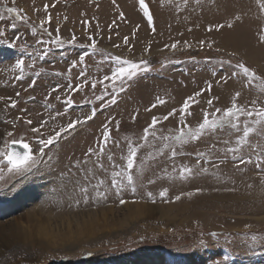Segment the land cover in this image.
I'll use <instances>...</instances> for the list:
<instances>
[{
  "label": "rangeland",
  "instance_id": "374dc122",
  "mask_svg": "<svg viewBox=\"0 0 264 264\" xmlns=\"http://www.w3.org/2000/svg\"><path fill=\"white\" fill-rule=\"evenodd\" d=\"M124 1L133 5L142 23L128 17L120 0H0V31L4 32L0 36V150L7 151L11 140L21 137L35 149L40 135L32 133V127L47 121L41 130L46 139L96 109L92 120L62 133L45 149L42 161L26 176H13L4 166L0 240L8 232L9 221L34 233L33 223L26 217L38 205L56 226L52 234L57 242L47 246L35 240L22 247L13 243L12 249L0 254V264H264V178L256 175L254 165L238 168L233 154L226 151L243 134V124L240 131L225 125L183 145L152 136L143 139V130L153 116L161 121L156 137L178 135L182 127L179 112L190 96L194 102L186 124L193 129L203 121L205 112L220 108L216 116H222L238 91V104L250 106L257 100V106H264V72L232 52L234 47L224 49L219 44L224 42L222 33L233 23L254 35L253 41L263 43L257 36L264 32V0H145L152 25L139 0ZM9 7L16 8L21 19L8 13ZM49 16L50 22L41 28ZM217 25L224 27L217 30ZM57 36L64 41L62 45L52 43ZM89 36L96 41L95 52ZM164 37L165 44L155 42ZM9 43L14 46L8 47ZM173 43L176 49L170 47ZM114 56L147 64L131 80L122 82L123 91L121 82L116 83L117 103L111 104V81H100L117 67L111 59ZM18 59L25 62L20 80L15 79L20 74L14 67ZM256 63L264 65V61ZM238 64L254 71L260 80L245 86L242 75L234 74L240 72ZM232 83L235 91L221 89ZM69 99L73 101L70 105ZM12 101L15 107H11ZM173 110L177 115L163 120ZM252 119L255 117L249 118V125L256 130L251 143L264 148V131ZM105 124L111 130L107 146L99 143ZM8 131H14V136L8 137ZM129 144L139 145L132 170L136 191L133 194L125 183L117 196L111 187L112 173L126 166ZM100 147H105L103 156L96 154ZM172 149L182 155L173 158ZM242 151L250 153L247 147ZM198 153H204L203 158ZM109 154L112 161L107 159ZM182 166L192 168L194 175L182 178ZM100 181L99 190L107 199L97 198L92 188ZM81 186L89 188L86 203ZM165 188L168 197L161 199L159 192ZM27 189L37 193V201L13 207L10 194ZM148 192L153 193L155 203L148 199ZM177 195L180 200L175 199ZM121 198L125 204H120ZM138 208L141 211L134 215ZM90 219L92 231L86 229ZM63 236L71 237L69 249L59 247Z\"/></svg>",
  "mask_w": 264,
  "mask_h": 264
},
{
  "label": "snow or ice",
  "instance_id": "6c2138e0",
  "mask_svg": "<svg viewBox=\"0 0 264 264\" xmlns=\"http://www.w3.org/2000/svg\"><path fill=\"white\" fill-rule=\"evenodd\" d=\"M187 2V0H185ZM139 4L141 9L143 10L144 16L147 17V22L149 25L153 24V17L152 14L149 11L148 5L145 3V0H139ZM47 5H45V10H47ZM261 9L264 10V4L261 5ZM8 13L10 14H16V19L19 20L21 17L19 16V13L16 8H7L6 9ZM122 15V14H121ZM26 18V17H25ZM3 19V16L0 15V20ZM239 19V17H237ZM51 17H48L47 21L41 22V28H43L44 23L50 22ZM12 27L15 28L16 25L12 24ZM224 27V25H217L216 28L219 30V28ZM228 27H232L231 24L228 25ZM45 32H47V29H43ZM209 31L212 30V26L209 27ZM153 31H155V28L153 27ZM33 34L36 33V29H32ZM59 32V29H57V33ZM4 32L0 31V36H3ZM48 35H51V33H48ZM261 41L264 42V32L261 33ZM16 39H19L17 37ZM89 40L92 41L90 47L92 48L93 52L96 51V41L93 40L91 36L88 37ZM76 40V37H72V43H74ZM40 43H43L41 41ZM52 43L56 44L57 46L62 45L64 43L63 40L57 36V38L52 41ZM125 43H127V37H125ZM203 44V41H201ZM14 45L12 43L8 44V47H13ZM118 47V45H117ZM172 49H176L177 44L173 43L170 46ZM147 50V49H146ZM84 57H80L79 60L81 63L84 62ZM112 60H114L115 65L117 67L114 71H112L111 75H105L103 77V80L100 81V83H104V81H111L112 88H113V94L110 97V103L116 104L117 98L115 95V86L118 81L121 82L120 88L121 91H123V81L124 80H131L133 77H135L138 72L141 70L142 65H146V61H140L139 63L133 62L128 59H122L119 56L111 57ZM14 67L16 69H19V75L15 76V79L20 80L22 78V74L25 67V62L23 60H17ZM75 67V65H73ZM240 72L234 73L236 75H242V77L245 79L246 84L250 85L253 83V81L260 80V78L256 75V73L252 70H250L248 67H246L244 64H238L236 66ZM33 85L35 84V81L32 82ZM262 87H264V81H261ZM92 87L95 88V83L92 84ZM107 87V86H106ZM211 88V85H209V89ZM57 89H53V91H56ZM19 96V93L16 94ZM197 96L201 95V93H196ZM241 93L238 91L235 93V97L232 100L231 107L226 108L223 110L222 116L217 118L216 114L221 113L220 108H216L213 113H204L203 121L199 123L198 127L191 128L188 127L186 124V117L192 115V113L189 111L191 102H194V97H188L184 102L179 112V125H181V129L179 131L178 135L175 136H163L156 137V129L157 125L161 122L159 117L153 116L151 123L143 130V139L147 141L149 136H152L153 139H163V140H171L175 143L183 145L186 143L189 139L196 140L200 138L201 136H204L205 134L215 132L220 129H224L225 125L229 126L231 129H235L237 131L241 130V123L243 124L242 132L243 134L241 136H238L235 140V146L228 147L226 149L227 152L233 154L234 162L236 166L239 168L241 165H254L256 175L261 176L264 178V148H258L256 144L251 143L250 137L251 134L255 132V128L249 125V118L255 117V119H252V124L259 126L261 131H264V106H257V100H252L250 106H246L243 104H238L237 98H239ZM98 99H103V97H98ZM67 103L70 105L73 103L71 99L67 101ZM160 103H164V101H160ZM208 104L211 106L213 104L212 99L208 100ZM15 101H12L11 107H15ZM156 105H153L155 107ZM58 115L60 113H57ZM177 115L176 110H173L172 112L168 113L163 117V120L167 121L170 116L174 117ZM211 115V119H210ZM96 116V109L93 108L90 110V114H88L84 120H80L77 118L75 121L69 122L65 127H61L59 131H56L54 135L48 136V138H44L42 135L41 130L44 128V126L47 124V121H43L38 127H32L31 132L35 134H39L40 138L36 141V144L38 145L37 148H33L29 142H26V137H21L20 139H12L10 144L7 146V151L0 150V181L4 180L5 177L3 175V168L4 166L7 167V172L13 176H19L24 177L28 173H30L35 166H37L41 161L42 158L46 155L45 149L49 148L51 145L54 144V142L61 136L62 133H66L70 130H73L77 124L84 123L87 120H92ZM241 117L244 118L243 121H241ZM27 124L31 125L32 121L27 120ZM184 127H187V131H184ZM104 131L102 132V141L99 143H102L104 146H107L108 141L111 140V130L108 128L107 124L103 125ZM8 137L14 136V131H8L6 133ZM2 139V137H0ZM115 143V142H114ZM225 144H228L229 141L225 140ZM23 149V151H17L16 148ZM139 145L133 146L132 144L128 145V151L127 155L125 157L126 159V166L122 168L119 171H113L112 173V179H111V187L113 189H116V195H120V191L123 189V186L125 183L127 186L130 187L132 193L134 194L136 191V180L132 174V170L134 168V165L136 163V157H137V151H138ZM165 148L169 147V145L165 144ZM247 147L250 149V153L245 155L243 154V149ZM35 153V154H34ZM105 153V147H100L96 150V154L98 156H103ZM89 155L93 154V149H89ZM177 155H182V153H178L175 149H172L171 156L174 158ZM199 157L203 158L204 153H198ZM107 159L109 161L113 160V156L109 154L107 156ZM199 163V160L197 161ZM213 167L219 168V164H213ZM203 172H207L208 169H201ZM142 174V173H141ZM140 175V174H138ZM180 175L182 178L190 177L191 175H194L192 168L188 166H182L180 169ZM262 183H264V179H262ZM103 184V181H100L97 185H93L92 188L96 193V197L99 199H107V194L103 191H100V185ZM81 193L82 198L84 199V202H87L88 196H89V188L88 186H81ZM189 195H192L189 193ZM148 199L152 200L153 203H155V199L153 198V193L148 192L147 193ZM159 197L161 199H166L168 197V190L165 188L162 191L159 192ZM176 200H180L181 197L177 195L175 197ZM120 204H125L126 201L121 198ZM135 203V201H133ZM253 240H256L257 238L254 236L252 237Z\"/></svg>",
  "mask_w": 264,
  "mask_h": 264
},
{
  "label": "bare ground",
  "instance_id": "6f19581e",
  "mask_svg": "<svg viewBox=\"0 0 264 264\" xmlns=\"http://www.w3.org/2000/svg\"><path fill=\"white\" fill-rule=\"evenodd\" d=\"M120 1L122 5L124 6V9H126L128 17L131 20L134 22L136 20L137 22L142 23V19L139 17L138 13L135 11L133 5L125 2L124 0H120ZM261 24H264V23H261ZM231 25L232 27H229V28L227 27L228 30L225 29L224 33H222L225 36V38H223L224 42L223 41L219 42L220 46H222V48L224 49L227 48V46L229 45L232 46V48L234 47L235 50L234 51L231 50L232 52L239 53L245 56L248 60L251 61V63L257 65L258 68L264 72V65L262 63L261 64L256 63L257 61L259 62L264 61V42L259 43V41L258 42L256 40L253 41L254 35H251L247 31L243 32L239 30L238 25L236 23H233ZM260 37L261 35L257 36L258 40ZM165 39H166L165 37L162 39V41L156 39L157 41L155 42L158 45H161V44L163 45L165 44ZM232 85L233 83L231 85H226L225 87H221V89L228 91V92H230L231 90L235 91L236 89L235 90L233 89L235 88V86L233 87ZM36 194L37 193H35L33 189L21 190L19 192L12 193L10 194V197L12 198L11 199L12 202L10 204L16 208V206H19L25 202H30L33 200L37 201ZM1 206H2V203L0 202V212H3V210L5 209L2 208ZM35 209L36 210L32 209V211L29 212V214L26 217V220L28 223H31V224L33 223V225L31 226H33L32 228H34L36 231L33 233L32 232L33 230L27 231L25 229H21L18 223L13 224L9 221L10 224L8 223V226H7L8 232L7 234L4 233V235H2L1 238H3L2 239L3 241L0 240V254L3 255V253L7 251L8 248L12 249L13 243L17 244L16 245L17 247L18 246L22 247L23 245H25V243H31V241H35V240L47 246H49V244L57 242V240H55V237H53L54 235L52 234L54 229H56L54 228L56 226L53 225L52 219L49 216H44L42 214L43 211H42V208H40V206L37 205V208ZM140 211H141V208H138L137 211L134 212V215L138 214ZM82 223L85 224V225H82L83 228L86 227L85 220H82ZM87 223H89L90 225H88L86 229L88 228L89 230L92 231V229L94 228L92 220L90 219V221H88ZM70 226L71 224L67 222L68 231H71L70 229L72 227ZM59 242H62L61 245H59V247L63 249H69L70 246H72V243H70L71 237H68V236H63L62 238H60ZM152 264H160V263L152 262Z\"/></svg>",
  "mask_w": 264,
  "mask_h": 264
},
{
  "label": "water",
  "instance_id": "95a60500",
  "mask_svg": "<svg viewBox=\"0 0 264 264\" xmlns=\"http://www.w3.org/2000/svg\"><path fill=\"white\" fill-rule=\"evenodd\" d=\"M16 150H17V151H21V152L23 151V149H20V148H18V147L16 148Z\"/></svg>",
  "mask_w": 264,
  "mask_h": 264
}]
</instances>
